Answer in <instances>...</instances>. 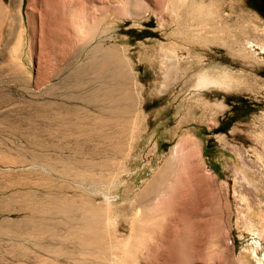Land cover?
I'll return each instance as SVG.
<instances>
[{
    "label": "rangeland",
    "instance_id": "1",
    "mask_svg": "<svg viewBox=\"0 0 264 264\" xmlns=\"http://www.w3.org/2000/svg\"><path fill=\"white\" fill-rule=\"evenodd\" d=\"M2 1L11 6L10 0ZM205 1L218 11L213 16L223 17L220 24L232 26L235 51L220 45L219 39L228 37L226 31L217 32L212 45L186 39L177 0H20L14 11L19 19L10 23L19 33L16 43L8 22L0 36V159L30 154L38 128L48 141L59 143L64 154L70 153L68 147L86 145L104 157L120 142L123 147L117 153L124 154L115 156V179L96 186L98 199L111 208L110 220L120 237L133 230V220L150 223L144 220L141 196L165 173V190L148 198L146 205L152 212L160 210L164 226L184 225L198 236L190 264H264V0ZM241 27L248 30L245 37L252 33L250 40L238 36L236 28ZM105 54L126 65L135 108L126 118L125 133L121 122L111 121L101 128L91 125L89 135L76 131L80 118L70 113L94 110L99 96L118 85L113 66L104 71L107 75L94 67L104 63ZM201 66L210 68L207 78L216 83L198 88L195 80L187 83ZM170 68L171 77H164ZM95 88L101 92H93ZM62 106L69 113L62 133L49 114L35 117L37 109L44 114ZM49 121L52 130L43 131L41 126ZM66 167L71 170L65 177L81 181L73 166ZM12 171L0 166V222L10 216L8 208L28 200V191H36L34 200L43 199V188L32 183H41L37 174L26 175L25 168ZM1 229L0 264L48 262L44 250L35 247L39 241L47 243L46 238L29 237L24 227L11 234V229ZM140 239L142 249L147 237ZM145 262L150 264L142 257H120L117 264ZM155 263L181 264L160 258Z\"/></svg>",
    "mask_w": 264,
    "mask_h": 264
},
{
    "label": "bare ground",
    "instance_id": "2",
    "mask_svg": "<svg viewBox=\"0 0 264 264\" xmlns=\"http://www.w3.org/2000/svg\"><path fill=\"white\" fill-rule=\"evenodd\" d=\"M10 1H11V6L6 7L3 4V1L0 0V36L2 35V31L5 26L4 24L8 22L9 23L8 33L11 36V40H15L13 43L15 44L16 38L17 36H19V33H17L15 26H13L14 29H12L11 24L14 25L15 22L14 20L17 18L16 17L17 14L15 15L14 11L19 10L18 8H19L20 0H10ZM211 4L213 3L212 2L207 3L205 0H177L178 8L176 9V12H178L179 15L183 17L182 24L184 25V28L181 30V32L184 36H186V39H188L191 42H195V39L198 38L197 41L202 40L206 44L212 45L213 43H216L218 40V39H214L215 34L217 32L226 31L228 37H226L223 40L219 39V41H220V45L231 53V51H235L233 44H237L238 42L235 41L237 39L235 40L230 39V36L233 34L234 30L232 29V26L228 24V22H222V24H220V20H222L223 17L213 16L217 10L215 9L216 10L215 12L212 11L213 7L212 10L210 8ZM211 17H216V18L214 19ZM18 19L19 18H17V20ZM210 21H212V23H210ZM242 27L245 28V26ZM242 27L241 29L236 28V30L238 29V33H239L238 36L242 35L243 37H245L244 34L248 32V30L247 31L245 30L246 31L245 32L243 30L244 28L242 29ZM92 28L93 27H90V29L88 30H93ZM56 32L57 31H55L54 33ZM54 33H52L53 36ZM247 36L248 34L246 35V37ZM249 36L248 39L250 40ZM238 50L239 49H237L236 51ZM105 55L107 59L104 61V63L100 64L99 66L98 65L94 66L93 64L95 63L92 64L91 62L90 64H92V66H94L99 73L103 72V74L104 71H106L108 68L112 69L110 68V66H113L112 71L115 70V72L113 73L115 77L113 78H116L118 80V85L113 86L111 88L109 87L108 89L105 88L107 90L103 94H101L97 99L98 103L95 105L96 107L93 106L94 110H89V111H87V109L86 111L77 110L75 112L70 113V114L78 115L80 118V124L77 125L76 131H80L84 133L88 131L89 133V130L90 131L92 130L90 127H92L91 125L93 124L94 126L101 128L105 125H108L111 121H116L119 123L121 122V125L124 126V129L122 130L124 133L126 132L125 126L128 121L126 118L127 116H129L130 112H132L133 108H135V104L133 102L135 99L133 100V96L131 92H129L127 86L129 81L127 74L128 72L127 73L125 72L124 67L126 65L122 64L121 60L116 58V56L114 57L110 54H105ZM238 57H240V55ZM96 58L97 55L95 59ZM95 59L93 60L94 62H96ZM89 65H87L86 67H88ZM200 65H203V63H201ZM199 69H200L199 74L191 73L189 75L187 83L191 84L193 80H195L194 82H196L197 88L198 86H204L209 83H216L215 79L207 78V76L211 75L210 74L211 70L209 71L210 68L201 66ZM82 71L83 70H80L79 72ZM172 73H173L172 69L171 70L168 69V71L165 72L164 77L168 78L170 75H172ZM104 75H107V72ZM104 75L101 76L106 77ZM192 85H194V83ZM95 89L97 90L95 91L93 90V92L99 91L98 90L99 88H95ZM104 90L102 89V91ZM93 92L91 94H94ZM90 96L86 97L87 100L89 99ZM91 97L93 98L94 96L92 95ZM2 100L0 101L1 103ZM48 103L49 102H47V104ZM94 103H96V101ZM35 105L36 104H34V106ZM63 107L64 106L61 107L62 109L58 108V110L46 109V111H50V113H44V114H41L42 112L41 113L39 112L40 109H37L36 110L37 113L34 111L35 117L39 118L42 115L49 114L52 123L55 122L58 124L57 131H61L62 133V131H64L65 129L64 126L66 120L65 117L69 115L68 112H65ZM41 110L43 111V109ZM52 123L51 121H49L48 124L42 123L43 126L41 127H43V131H47V132L51 131ZM38 129L40 130V128ZM38 129L37 131L33 132L36 134L33 138L34 147L31 150L30 154L28 155L21 154L22 155L21 157L19 155H18L19 157H15L17 155L15 153L14 157L11 156L8 158L5 157L7 152L11 154H13L12 152H14V151L12 152L7 151L9 149L8 148L6 150L7 151L6 154L4 155L5 157L4 160L0 159L1 160L0 166L4 170V172H8L11 170L18 171L21 168H25L27 170V173H25L26 175L31 176L37 174L39 176L38 180L39 181L41 180V183L37 181L34 182L33 180L32 183L33 185H37L38 187L40 186L43 188L44 191L40 193L43 199L40 201H38V199L34 200L37 198L36 196H38L36 195V191L35 192L32 190L28 191L30 192V194L28 196L27 201L26 200L25 202L19 201V203H17L18 205L15 204V206L8 208L6 210V213L9 214L10 216L5 217L0 222L2 228L1 230L11 229L10 230V234H11V231L13 229L20 230L24 227L26 228V231L28 230L27 233L29 234L28 235L29 237L30 236L39 237V238H44V240L46 238V241L47 240L48 242L50 241L49 243L48 242L41 243L39 239L35 240V241H39V245H36L35 247L39 246V249L42 248L44 250V251L41 250V252H43V254L45 253L48 255V257L45 258V259H49L48 262H46V264H117L118 259L120 257H122L125 261H129L131 259L137 260L138 258L142 257V259L148 261V263L150 264H153L154 261L158 258L162 259V261L164 260V263L165 262L169 263V261H174L175 263H181V264L191 263V261L189 260V258L191 257L190 255L198 246V236L195 234V232L190 233L189 231L191 230L185 229L187 227L184 225H182V227H178L176 225L173 226L172 224L170 226L168 225L167 227L164 226L160 219V210L157 209L152 212V210L149 209V207H147L148 205H146V203L150 200L148 198H151L153 195H159L161 190L166 188L165 173H162V176L160 175V178L154 180V183L148 186L141 196V200L144 202L145 205L144 220L150 223L143 226V225H138L133 220V227H134L133 230L129 232L126 236L120 237L119 233L117 232V229L113 226L111 221L112 220L111 208L109 206H106L102 201L98 199L99 192L96 190V186L101 185L99 183L111 182L115 179L114 177H116V174L118 172L117 157L119 158L120 155L124 154V153L123 154L117 153L118 148L123 147V145L119 146V144H121L119 142L120 140L118 141L119 143H115L117 146L115 147L117 149L115 150L117 154L114 153L115 151L109 154L107 152V154L104 153L103 155L105 156L102 157V155L100 154V150L84 148L86 147V145L82 148H78L77 145H73L70 148L68 147L67 150H69L70 153L64 154L61 151L62 148L60 147L59 143L48 141L50 139L47 138L48 139L47 140L45 137H43ZM91 133H89V135ZM121 133L122 131L120 132V134ZM106 136L108 137V135ZM119 136L120 135L118 134V137ZM75 144H79V142L75 141ZM0 154H2V152ZM116 155L118 156L115 157ZM169 162L170 161H168V163ZM66 166L69 167L73 166L75 168L74 175L77 178H79L81 181L79 182L76 180L73 181L71 180V178L65 177L64 175L65 174L67 175L69 173L68 170L71 168L70 167L67 170ZM170 168L173 169L172 167ZM120 169H122V167ZM54 175H57V177H62L64 179V182H60L58 178L54 177ZM23 183L25 184V182ZM25 186L28 185L25 184ZM30 186H32V184H30ZM29 200L32 201L34 200V201L30 202ZM12 214H17L20 215L21 217L12 218L11 216ZM16 233L20 234V232H16ZM16 233L14 232V234ZM5 234H7V232ZM22 235L21 236L25 238L24 236L25 234L23 232ZM141 236L147 237V240L143 241V246L141 245L143 247L142 249L140 245H138L139 243H141V239H140ZM37 256L39 257V255H36V259L38 260L40 259L42 261L44 260L43 258L41 259V257L38 258Z\"/></svg>",
    "mask_w": 264,
    "mask_h": 264
}]
</instances>
